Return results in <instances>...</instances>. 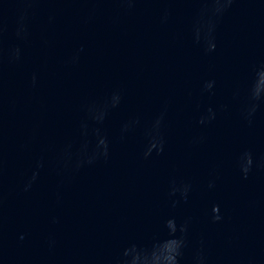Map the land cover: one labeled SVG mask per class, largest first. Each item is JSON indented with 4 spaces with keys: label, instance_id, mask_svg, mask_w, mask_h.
I'll list each match as a JSON object with an SVG mask.
<instances>
[{
    "label": "water",
    "instance_id": "95a60500",
    "mask_svg": "<svg viewBox=\"0 0 264 264\" xmlns=\"http://www.w3.org/2000/svg\"><path fill=\"white\" fill-rule=\"evenodd\" d=\"M0 264H264V0H0Z\"/></svg>",
    "mask_w": 264,
    "mask_h": 264
}]
</instances>
